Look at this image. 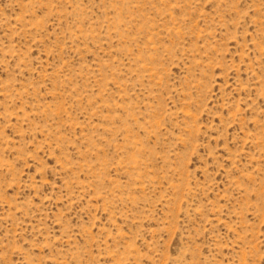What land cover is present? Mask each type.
Returning a JSON list of instances; mask_svg holds the SVG:
<instances>
[{
  "label": "rangeland",
  "instance_id": "1",
  "mask_svg": "<svg viewBox=\"0 0 264 264\" xmlns=\"http://www.w3.org/2000/svg\"><path fill=\"white\" fill-rule=\"evenodd\" d=\"M0 264H264V0H0Z\"/></svg>",
  "mask_w": 264,
  "mask_h": 264
}]
</instances>
